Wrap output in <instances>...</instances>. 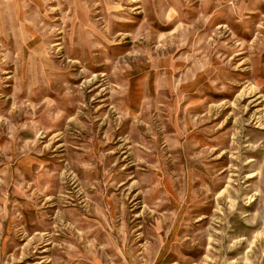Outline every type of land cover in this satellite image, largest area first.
Returning <instances> with one entry per match:
<instances>
[{
  "label": "rangeland",
  "instance_id": "1",
  "mask_svg": "<svg viewBox=\"0 0 264 264\" xmlns=\"http://www.w3.org/2000/svg\"><path fill=\"white\" fill-rule=\"evenodd\" d=\"M0 264H264V0H0Z\"/></svg>",
  "mask_w": 264,
  "mask_h": 264
}]
</instances>
